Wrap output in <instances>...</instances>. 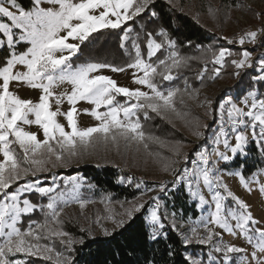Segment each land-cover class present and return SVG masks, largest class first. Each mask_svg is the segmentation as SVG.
Instances as JSON below:
<instances>
[{"label":"snow or ice","instance_id":"snow-or-ice-1","mask_svg":"<svg viewBox=\"0 0 264 264\" xmlns=\"http://www.w3.org/2000/svg\"><path fill=\"white\" fill-rule=\"evenodd\" d=\"M145 14L157 28L148 31L140 25L137 31L129 22L143 19ZM103 30H118L119 47L128 57L124 63L82 58L84 48L98 42L95 34L102 35ZM258 34H264V27L247 31L238 43L255 44ZM224 39L228 44L237 42ZM21 44L26 47L18 51ZM199 51V56L181 55L177 41L155 10V0H29L28 6L19 0H0V52L4 53L0 57V264H74L75 257L70 253L75 252V244L84 243V237L73 239L64 231L61 216L70 204H79L83 209L94 201L81 199L79 189L84 177H58L53 170L67 168L74 159H83L101 148L108 150L110 145L118 152L121 141L125 145L142 144L145 150L149 149L150 141L169 147L171 156L161 157L162 171L173 177L172 185L186 187L202 213L198 219L185 220L176 212L162 210L159 195L150 196L151 204L146 208L149 201L143 197L148 192L167 189L169 182L161 181L141 197L125 202L127 207L121 203L123 211L118 217L111 214L107 217L113 228L101 225L104 236L130 226L138 219L137 214L147 211L148 239L152 241L168 239L166 229H171L185 247L209 246L207 264H264V225L224 180L225 174L237 176L245 189L251 191L254 182L264 194V183L259 179L264 168L251 178H246L240 170L227 168L240 156L248 155L250 144L264 156V93L258 94L249 85L251 90L242 98L226 93L215 106L206 99L200 106L206 108L205 115L218 121V127L212 132L209 147L206 132L210 125L200 123L199 118L189 124L192 134L206 141L191 155L183 151L180 143L169 146L160 137L147 134L141 123V115L144 120L151 119L149 112L165 119L168 113L186 118L177 108V97L183 104L185 95L198 99V90L191 89L186 77L183 89L165 88L164 82L177 79L193 60L202 65L196 73L202 85L206 77L220 78L225 64L230 63L236 69L232 75L241 85L242 71L250 68L255 74L249 79L264 86V54L253 61V54L247 49L236 53L227 47L214 50L209 46ZM237 55L240 58L226 59ZM129 69L133 70V83L141 87L120 86L104 71L124 73ZM13 82L40 90L39 99L22 98L11 90ZM65 84L70 86V91H55ZM65 100L70 107L61 111L60 105ZM81 101L93 106L82 111L99 121L97 125L78 126L76 105ZM53 103L57 105L55 110ZM59 116L65 118L67 128L59 122ZM33 125L42 130L43 139L27 130ZM242 167L243 163H239L238 169ZM44 173H52L50 184L45 183L46 177L42 178ZM131 181L132 177L122 176L118 182ZM136 186L139 188L140 184ZM206 192L210 195L206 196ZM30 194L46 198L47 202H33ZM105 200L110 202L109 197ZM206 206L207 215H204ZM37 212L40 219L33 218ZM95 222L99 224L100 218ZM81 231L93 235L91 229ZM225 232L242 236L252 246L251 253L226 242ZM57 240L63 250L56 248ZM167 254L172 256L174 252L170 250ZM234 254H239L235 261ZM185 260L187 264H204L203 258L190 254H185Z\"/></svg>","mask_w":264,"mask_h":264},{"label":"rangeland","instance_id":"rangeland-1","mask_svg":"<svg viewBox=\"0 0 264 264\" xmlns=\"http://www.w3.org/2000/svg\"><path fill=\"white\" fill-rule=\"evenodd\" d=\"M168 2V0H165ZM171 5L184 12L191 15L198 23H200L204 28H206L211 35V42L204 46L203 48H208L211 46L214 50L220 47H227L233 52L240 53L242 50L247 49L253 54V61H255L261 54H264V34H258L255 44L245 42L244 45L238 43V39L241 35H244L247 31H255L259 28L264 27V0H172ZM210 9L212 10L210 12ZM259 14V15H258ZM139 26L141 25L139 20L135 21ZM135 24V25H136ZM227 37L229 39H235L237 42L233 44H228ZM179 45V44H178ZM179 51L183 56H199L200 51L194 53L187 49H183L179 45ZM159 55V53L157 54ZM233 58H240L239 55L235 57L226 58L230 61ZM201 64L199 61H191L190 67L185 68L181 71L180 76L171 81L164 82L165 88L178 87L184 88V78L186 77L191 89L198 90V99H191L189 96H183L184 103L179 102L180 98L177 97V108L186 114L185 119H180L176 117L174 113H168L167 119L157 116L155 113L149 112L151 119L144 120L141 115V123L143 124L144 131L152 136L160 137L162 140L167 141L169 146L180 143L183 146V151L187 152L189 155L201 144H205V140L197 139L192 134V129L189 126L190 123H195L196 119L199 118L200 123H208L210 125V130L206 132L207 144L211 147V137L212 132L218 127V121L211 118V115H205L206 108L200 105L204 103L206 99L213 101V106L219 102V100L227 93L231 94L234 98L243 97L247 91L251 90L249 85L254 87L258 94L264 93V88L261 84L253 83L249 77L254 75L253 69H245L242 71L243 84L241 81L237 80L232 73L236 70L233 65L226 63L222 69V75L216 80H210L205 78L203 85L201 81L197 79L196 73L200 70ZM212 65L209 64L211 69ZM106 75H110L113 79L117 81L120 86L128 87L130 89H135L141 87L132 80L133 70L129 69L124 73H112L109 70H104ZM238 85H240L238 87ZM11 90L16 91L22 98L32 99L37 101L41 95L40 90L30 89L23 83L13 82L10 86ZM70 91V86L65 84L55 91L61 92L64 90ZM263 89V90H262ZM147 91V89H143ZM118 99H123V97H118ZM239 103V99H237ZM57 105L53 103L52 108L55 110ZM69 104L65 100L62 105H60L61 111H67L69 109ZM79 114L77 115L78 126L81 128H86L90 126H95L99 121L95 120L91 115L83 113V109H91L93 106L81 101L76 105ZM100 111H104L103 108ZM58 120L60 123L65 124L67 128V122L63 116H59ZM27 130L38 133V138L43 139L42 130L38 126L28 127ZM250 146V145H249ZM139 148V150H137ZM171 152L169 147H162L155 142H149V149L145 150L143 145H137L135 142L125 145L121 141L120 149L117 152L112 146H109L108 150L101 148L97 153L85 156L83 159H74L67 168L60 167L54 169L53 172L60 176L71 175L70 171L73 169H80V167L85 165H100L99 168L105 166H112L118 169L123 177H132L131 183L124 182V184L136 185L140 184L139 192L137 197H141V194L148 189L156 187L159 182L167 181L168 187L164 192H148L147 196H144V200H148L149 203L146 204V208L149 207L151 201L150 196L159 195L161 203L163 205L162 210H167L168 212H176L178 217H183L187 220L189 217L192 219H198L202 213V210L198 207V201L189 196L187 189L183 185H172L170 182L173 177L162 171V159L161 157H170ZM244 158L245 156H240ZM223 167V165H222ZM228 170H240L238 167H233L232 165L227 166ZM264 168V167H263ZM261 169V168H260ZM257 172V170L255 171ZM254 172V173H255ZM52 173L42 174V178H47L45 180L46 184L51 183ZM84 177L82 174H74ZM121 176V177H122ZM252 176V175H251ZM246 177V178H251ZM260 182L264 183V175L259 177ZM225 182L228 184L229 188L241 199H243L248 205H250V210L253 216L261 221L264 225V194L259 191V185L256 183H251V191L245 189L240 181L239 177L227 175L224 176ZM81 194V199L94 201L89 203L85 208L81 209L79 204H70L64 209L61 219L64 221L63 230L71 234L73 239H78L84 237H96L103 236L101 225L109 229L113 228L111 220L107 217L111 215H117L123 211L120 207L121 203H125L131 200H115L112 196L105 193H98L92 183H90L85 177L81 181V187L79 189ZM209 196V193H205ZM105 197H109L110 202L105 200ZM30 199L33 202H43L46 203V198H41L36 194H30ZM186 200L189 207L193 208L198 212V216H194V210H191L185 214L184 208L182 207L183 200ZM103 201V202H102ZM127 207V203H125ZM207 206L203 211L204 215H207ZM147 218V211H144ZM100 218V223L97 224L95 221ZM33 218L40 219L41 214L39 212L33 214ZM27 218H25V221ZM91 229L93 235L89 236L87 232L81 231V229ZM117 230V229H116ZM216 231H222L216 228ZM67 239V238H65ZM224 240L226 242L235 244L239 247L245 248L248 253H251L252 246L247 243V241L242 236H232L228 233H224ZM79 243L75 244L74 247ZM202 248V252L199 256H193L196 258H203L204 264L208 262V252L211 250L209 246L193 244ZM190 246V245H189ZM56 248L58 250H63V246L57 240ZM75 255L74 253H70ZM218 255V254H217ZM239 254H234L235 256ZM18 258H22L18 257ZM251 257L249 256V259ZM41 264H47V262H41Z\"/></svg>","mask_w":264,"mask_h":264},{"label":"trees","instance_id":"trees-1","mask_svg":"<svg viewBox=\"0 0 264 264\" xmlns=\"http://www.w3.org/2000/svg\"><path fill=\"white\" fill-rule=\"evenodd\" d=\"M19 2L25 6L29 5V0H19ZM155 10L161 14L163 23L168 27L171 36L183 49L196 53L211 42L212 37L206 28L191 15L174 8L165 0H155ZM137 20L144 25L145 30L151 31L157 28L156 23L148 20L147 14L143 19L137 18ZM129 23L140 31L138 24L132 21ZM95 35L99 37L98 42L84 48L82 58L107 59L116 64H122L128 59L119 47L118 30H103L102 35ZM189 41L191 44L188 43ZM25 47L26 45L21 44L18 46V51H23ZM3 55L4 53L0 52V57ZM239 163H243L241 169L245 177H250L256 170L264 167V156L250 144L248 155L244 158L239 157L238 161L230 165L238 167ZM70 173L71 175L82 174L93 184L96 192L108 194L115 200H131L136 198L139 192L134 185L118 182L122 174L112 166L99 168L94 165H85L80 169H73ZM183 201L182 207L185 214L194 210V216L197 217L198 212L193 206L189 207L187 201L185 199ZM137 216L138 219L130 226L126 225L123 229H117L112 236L87 237L83 244L76 246L74 264H148V261H153L154 264H187L185 254L199 256L202 252V248L198 246L185 247L180 237L171 229H166L168 239L161 238L157 241L148 239L149 226L146 214L142 211ZM170 250L174 252V255L167 254Z\"/></svg>","mask_w":264,"mask_h":264}]
</instances>
